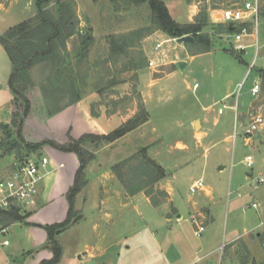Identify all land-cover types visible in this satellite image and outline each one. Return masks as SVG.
Listing matches in <instances>:
<instances>
[{
    "label": "rangeland",
    "instance_id": "374dc122",
    "mask_svg": "<svg viewBox=\"0 0 264 264\" xmlns=\"http://www.w3.org/2000/svg\"><path fill=\"white\" fill-rule=\"evenodd\" d=\"M56 1L51 0L48 5L52 15H56ZM187 1L201 2L198 13L207 16L208 27L203 33L211 40L209 50L202 49L199 44L169 41L161 35H155L146 41V33L151 28L147 3L128 8L124 0H115V3L109 0H59L64 2L74 22V35L67 40L61 62L62 58H69L70 62L73 61L72 66H75L78 61L75 56L78 52L83 53V49L79 47L81 36H92L94 45L89 49L90 65H86L84 61L81 70H89L90 82L97 83L102 93L99 101L104 104L106 112H119L129 115L130 119L147 110L150 125L146 127V141L147 145L151 143L147 150L148 155L156 158L167 173L176 175L175 206L185 220L183 226L188 243L196 249L201 246L216 249L206 256L204 255L207 250L187 251L181 260L172 264L262 263L264 183L259 184L258 179L264 177V147L256 149L244 144L247 137L243 135V130L256 115L264 118V0H260V50L252 69L250 65L254 59L255 48L235 51L233 37L226 31V25L214 22V17L209 15L211 11L217 16L220 10L230 8L240 0H165L170 15L180 24L187 22L190 13ZM0 3L3 5V8H0V20H3L0 23V31L9 25L22 23L36 11L34 0H0ZM111 38L116 41L114 45L109 44ZM158 42H162V45L157 50L155 45ZM250 42V39L245 40V44ZM149 61L157 63L158 67L149 68ZM164 62L173 65L162 67ZM179 62L185 64L181 69L178 67ZM36 67V72L41 75L48 72L43 66ZM254 82L260 83L257 96L250 93ZM143 94L146 97V106ZM227 94L229 95L226 97ZM223 105L231 108H223ZM97 107L98 105L96 110ZM219 108L224 112L221 115L218 114ZM235 112L238 120L234 130ZM247 112L248 116L242 121L239 116ZM194 118L201 120L202 131L210 134L209 140L196 152L191 150L192 153L186 156L178 155L179 159L175 160L177 151L171 148L175 141L180 140L191 148L194 147L191 139V120ZM152 128L154 132H151ZM195 129L199 130L197 122ZM235 131L237 136L234 139L232 136L230 139H224ZM259 133L264 135L258 130L252 137ZM158 139L161 143H153ZM134 142V138L128 139L122 145L127 148ZM87 147L90 151L93 150L89 145ZM155 150L158 151V156H155ZM169 152H174V156ZM246 156H251L253 160L251 168L245 165ZM180 163L182 166L176 167ZM125 171L127 172V169ZM95 173L89 171L87 174L90 186L95 187V192L90 191L94 200L99 195ZM196 180H201L207 188H213L218 201L215 206L204 201L205 206L211 210L212 218L203 222L205 230L200 236L193 234L195 227L189 218L191 202L202 199L203 191H189L190 185ZM113 184L120 183L115 180ZM160 184L161 182H157L150 185L148 190L154 189L152 197L159 198L163 203L166 196L161 195L164 189ZM106 185L110 187L112 183L106 182ZM84 193L86 196V191ZM90 204V201L81 204L85 219L73 227L71 232L81 227L89 232L94 217L109 211L112 216L111 237L115 238V241L119 240L116 237L126 235L128 226L131 233L128 237L129 244L131 243L130 252L124 253L123 246L121 249L119 246L110 249L109 258L112 264H164L145 228L147 225L149 230L155 229L159 210L142 204L133 208L132 204L125 211L119 212L114 206L101 207L98 204L92 207ZM253 204L256 207H252ZM122 216L126 217L123 222ZM138 231L144 235L142 242L137 239ZM65 236L67 235H64V239ZM233 238L237 240L230 243ZM135 242L138 244H133Z\"/></svg>",
    "mask_w": 264,
    "mask_h": 264
},
{
    "label": "crops",
    "instance_id": "0c3cea01",
    "mask_svg": "<svg viewBox=\"0 0 264 264\" xmlns=\"http://www.w3.org/2000/svg\"><path fill=\"white\" fill-rule=\"evenodd\" d=\"M200 3V1L188 2L190 13L185 24L194 22L195 17L198 15ZM0 8H3L1 3ZM35 14L36 11L27 19L35 16ZM209 15L210 17H217L219 16V12L216 16L209 11ZM2 21L3 20H0V23H2ZM11 27L14 26L9 25L4 29H1L0 36ZM155 35L167 37L162 32L155 31L146 37L145 40L147 41ZM166 40L173 41L176 39H170L167 37ZM153 63L155 67H158L157 63ZM169 65H173V63L166 64L164 62L161 66L167 67ZM11 70L12 67L8 56L0 45V125L10 124L12 114L18 110L14 101V96L8 85ZM31 76L34 86L28 89L25 94L26 99L30 104V110L24 120L22 128L23 138L27 142L37 143L48 140H56L57 142L64 144L68 142L70 138L77 140L86 133H109L129 119V115H122L119 112H106L107 109L103 103L97 107V116L90 115L89 110L91 103H97L100 99L98 91L91 87H82L80 89L82 95L79 101L57 113L50 115L48 109H54L56 108V105L50 103V101H46L40 86V83L43 82L42 85L46 89L48 72H44L41 75L39 72H36L34 67L32 69ZM228 95L229 94L225 96L227 97ZM143 99L144 106H146V97L144 94ZM227 108L231 107L226 106V109ZM223 113L224 112L221 114ZM218 114L220 113L218 112ZM248 114L249 112L243 113L239 116V118L243 121ZM237 120L238 116L235 112L234 130ZM196 122L199 126L198 131L195 129ZM148 125H150V117L146 123L120 137L113 143L102 146L95 152V158L86 168V185L75 198L74 208L76 216L69 225L61 228L56 233L57 241L62 248V257L57 264H112L111 258H109V251L112 247L119 246L121 249V246H123L122 249L124 253L130 252L131 243L129 244L130 240L128 237L131 236V233L129 231V226L128 229H126V235L117 236L116 238L119 240L115 241V238L111 237L112 232H110V224L112 223V216L109 211H106L103 214L100 213L94 217V221L91 222L89 232L83 227L71 232L73 227L85 219L84 213H82L81 209V206L83 205L81 204H87L89 201L91 202L92 207H96L98 204L101 207L106 205L114 206L118 208L119 212L125 211L132 204L133 208L138 207V204H142L148 205V207L153 210H159V217H156L155 223L157 226L155 229L151 228L149 230L147 225L145 228L146 231L149 232L148 236L152 239L154 248L164 264H172V262L181 260V257L187 251L194 252L196 250L201 252L202 250H207V253L204 256L216 251V249L211 247L208 249L206 246H201L196 249V247H193L190 243H188V236L183 226V221L185 220L182 219L179 209L175 206L177 202L176 175L175 173H167L163 165L157 162L156 158L149 157L147 150L148 147L151 146V143H148L149 145H147L148 141H146V127ZM191 125V139L193 140L194 147L191 148L189 145H186L180 140L175 141L174 145L171 146V148L177 151L178 158L174 157L175 160L179 159L178 155L186 156L192 153L190 152L191 150L196 152L206 140H209L210 134L202 131L203 126L200 119H192ZM263 126L259 129L262 133H264ZM154 131V128H152L151 132ZM235 133L236 131L233 135H228L224 139H230L231 136L234 139L237 136ZM2 137L3 134L0 131V140ZM133 138L135 142L132 146L126 148V145H122L128 139ZM154 142L161 143L160 139L153 141V143ZM244 144L251 146L252 148L263 149L264 135L259 133L255 137H247L244 139ZM143 148H146V155L161 165L166 173L165 178L160 181V185L166 193V201L157 206H154L151 203L150 199L143 191L130 195L125 192L120 182V184H113V181L118 179L112 173L111 168L115 164L125 160ZM170 151L172 150L170 149ZM206 151L207 148L204 149V152ZM169 153L172 157L175 154L174 152ZM104 155H106V157ZM158 155V151L155 150V156ZM41 156L49 157L50 164L45 169L40 170L41 179L37 185L38 192L33 200L24 208H19L24 214H26L24 220L9 224L7 236L0 237V264H40L42 261L52 258V252L45 247L48 236L43 227L61 224L66 220L69 210V204L66 196L70 187H72L74 183L75 174L79 167V161L74 153L62 152L47 145L43 147ZM111 159L112 161H109ZM16 165L17 162L14 155L10 154L0 157V179L9 178L16 168ZM181 166L182 163L176 165L178 168ZM89 171L93 173L96 172L94 177H96L95 180L98 185V200L96 198L94 200L91 193L95 192V187L90 186V181L87 177ZM106 182H111L112 185L108 187ZM84 191H86V193L89 191V194L87 193L85 196ZM200 191H203L202 199L201 201L195 200L191 202L192 209L189 218L192 219L193 217H196L203 223L208 222V220L212 218L211 210L208 206H205L204 201L211 202L214 206L218 203V201L215 198L213 188L204 187V189ZM90 198L91 200H89ZM125 219L126 217L122 216L121 221L123 222ZM126 223L128 222L126 221ZM137 233L139 235L137 239L142 242L144 235L140 231ZM193 234L195 235L194 231ZM64 235H67L65 236V239L63 238ZM142 235L143 238L141 237ZM4 240L9 241L7 246L2 245ZM236 240L237 239L233 238L230 240V243ZM133 244L138 243L135 242ZM105 257H107L106 260H103ZM101 260H103V263H101Z\"/></svg>",
    "mask_w": 264,
    "mask_h": 264
},
{
    "label": "trees",
    "instance_id": "16d2710c",
    "mask_svg": "<svg viewBox=\"0 0 264 264\" xmlns=\"http://www.w3.org/2000/svg\"><path fill=\"white\" fill-rule=\"evenodd\" d=\"M50 1L34 0L35 16L9 28L0 36V45L11 63L12 70L8 85L18 108L12 114L10 124L0 125V131L3 134L0 140V157L12 154L17 164H20L32 155L40 156L42 148L49 145L62 152L74 153L79 161L74 183L66 196L69 204L66 220L61 224L43 227L48 236L45 247L52 252V258L42 261L40 264H57L62 257V248L57 241L56 233L61 228L69 225L76 216L75 198L86 185V168L95 158V152L102 146L113 143L125 134L135 130L149 119L148 112L143 110L141 114L128 119L109 133L84 134L77 140L70 138L64 144L54 141L31 143L23 138V124L30 110V104L25 94L28 89L34 86L31 76L34 67L43 66L47 68L46 89L42 85L43 82L40 83V86L46 101L56 105V108L48 109L50 115L79 101L82 95L80 92L82 87L93 88L98 91L99 97L102 94L97 87V83L90 82L89 70H81L84 61H86V65H90L88 62L89 49L94 45L92 36H81L79 47L83 49V53L78 52L75 56L76 59L78 57L75 66H72L73 61L70 62L69 58H62L61 62L62 54L66 50L67 40L74 35V22L64 2H59V0L56 1V15H52V10L48 9ZM109 1L115 3V0ZM124 1L125 6L128 8L138 7L144 3L148 4L151 28L147 31L146 36L155 31L162 32L170 39L189 35L194 38V42L191 44H199L204 50L210 49L211 40L207 34L203 33L204 29L208 27L206 14L198 13L193 23L180 24L171 17L164 0ZM226 31L228 34L231 32L228 26H226ZM115 43L116 41L113 38L109 39V44L114 45ZM97 103L91 104L92 116H97L96 106L102 104L100 101ZM19 107L21 108L20 112ZM87 145L92 147L93 150L90 151ZM111 171L122 184L126 193L134 195L143 191L154 206L161 203L159 198L152 197L154 189L148 190V186L160 182L165 178L166 173L161 165L146 155V148L138 150L129 158L115 164ZM161 195L166 196V193L161 192ZM25 216L26 214L19 208L13 207L11 210L0 211V222L9 225L23 221ZM254 264H264V261Z\"/></svg>",
    "mask_w": 264,
    "mask_h": 264
},
{
    "label": "built area",
    "instance_id": "2783aa9c",
    "mask_svg": "<svg viewBox=\"0 0 264 264\" xmlns=\"http://www.w3.org/2000/svg\"><path fill=\"white\" fill-rule=\"evenodd\" d=\"M259 14H260V0H240L232 7L222 9L219 11V16L214 17V22H221L228 26L231 30L229 33L233 37L235 51H244L248 47L255 48L253 62L250 65L252 69L254 62L258 57L260 50L259 46ZM250 39V43L245 44V40ZM162 42L155 45V49H159ZM149 68H154V63L149 61ZM196 87V85H194ZM260 92V83L254 82L250 89L252 96H257ZM223 108H226L223 105ZM221 114L223 109H219ZM264 125V118L261 115H256L252 118L249 125L243 130V135L246 137L252 136ZM236 134V133H235ZM50 164V159L46 156L32 155L26 158L22 163L17 164L12 175L7 179H0V211L11 210L13 207L24 208L33 200L38 192L37 185L41 179L40 170L45 169ZM245 165L251 168L253 160L251 156L245 157ZM258 183H264V177L258 179ZM204 184L201 180H197L189 187L190 193H196L204 189ZM252 207H256L255 204ZM191 223L194 225V233L200 236L204 230V224L193 217ZM9 231V226L0 222V237H6ZM8 240H4L2 245L7 246Z\"/></svg>",
    "mask_w": 264,
    "mask_h": 264
},
{
    "label": "water",
    "instance_id": "95a60500",
    "mask_svg": "<svg viewBox=\"0 0 264 264\" xmlns=\"http://www.w3.org/2000/svg\"><path fill=\"white\" fill-rule=\"evenodd\" d=\"M176 41H177L178 43H193V42H194V38H193L192 36L187 35V36H183V37H181V38H177ZM184 65H185V64L182 63V62H179V63H178V67H179L180 69L183 68Z\"/></svg>",
    "mask_w": 264,
    "mask_h": 264
}]
</instances>
